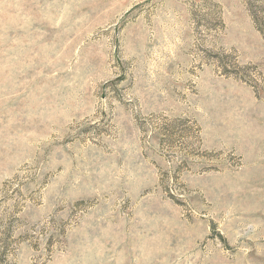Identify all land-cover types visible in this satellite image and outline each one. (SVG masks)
<instances>
[{
	"label": "rangeland",
	"instance_id": "374dc122",
	"mask_svg": "<svg viewBox=\"0 0 264 264\" xmlns=\"http://www.w3.org/2000/svg\"><path fill=\"white\" fill-rule=\"evenodd\" d=\"M0 264H264L247 0H0Z\"/></svg>",
	"mask_w": 264,
	"mask_h": 264
},
{
	"label": "trees",
	"instance_id": "16d2710c",
	"mask_svg": "<svg viewBox=\"0 0 264 264\" xmlns=\"http://www.w3.org/2000/svg\"><path fill=\"white\" fill-rule=\"evenodd\" d=\"M249 10L254 18V22L259 31L264 35V17L259 16V12L263 13V1L258 0H247Z\"/></svg>",
	"mask_w": 264,
	"mask_h": 264
}]
</instances>
